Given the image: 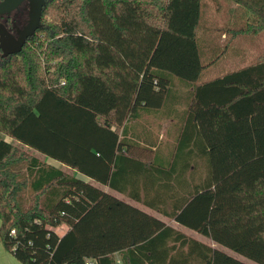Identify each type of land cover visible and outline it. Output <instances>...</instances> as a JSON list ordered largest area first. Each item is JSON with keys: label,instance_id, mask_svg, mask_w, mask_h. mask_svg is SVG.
<instances>
[{"label": "trees", "instance_id": "16d2710c", "mask_svg": "<svg viewBox=\"0 0 264 264\" xmlns=\"http://www.w3.org/2000/svg\"><path fill=\"white\" fill-rule=\"evenodd\" d=\"M233 1L258 19L231 40L264 32V0ZM203 7L48 0L39 35L0 51V244L19 262L247 264L95 182L264 264V57L204 81L231 45L208 55ZM176 79L192 103L167 159L164 140L143 146L127 124L164 108Z\"/></svg>", "mask_w": 264, "mask_h": 264}, {"label": "rangeland", "instance_id": "374dc122", "mask_svg": "<svg viewBox=\"0 0 264 264\" xmlns=\"http://www.w3.org/2000/svg\"><path fill=\"white\" fill-rule=\"evenodd\" d=\"M256 19H258V16L254 11L243 8L233 0H204L201 29L205 28L206 31H200L201 38L204 39L207 35L208 40L212 39V41L215 40L218 43L208 55L212 58H218L217 56L223 55V52L226 51L224 47L227 43L231 46H228L225 55L213 70H206L203 80L216 78L241 66L243 67L245 64L250 65L257 62L262 56L264 57V32L243 35L237 37L234 41L231 40L233 28H243L245 25L254 26ZM226 29H229V31H225V33L224 30ZM208 32L209 34H207ZM200 49L203 53L204 46L201 45ZM51 65H55V63H51ZM179 81L181 80L176 79V82ZM35 154L38 156V153ZM40 158L44 159L43 157ZM1 247L5 249L4 246ZM227 252L247 264H257L233 251L228 250ZM6 255V258L0 255V264H22L9 252Z\"/></svg>", "mask_w": 264, "mask_h": 264}, {"label": "crops", "instance_id": "0c3cea01", "mask_svg": "<svg viewBox=\"0 0 264 264\" xmlns=\"http://www.w3.org/2000/svg\"><path fill=\"white\" fill-rule=\"evenodd\" d=\"M216 65L217 63L213 66L206 68L203 73L206 74L205 72L207 69H209L210 71L213 70V68H215ZM245 66L247 65L245 64ZM243 67L241 66L240 68ZM210 79L213 78H208L207 80L205 79L204 81H208ZM191 90H192L191 86L184 83L183 81L176 82L173 86V94L167 99L166 106L164 108L153 111L143 110L140 112L139 118L128 122L127 137H130L132 140L137 139L141 145L147 147H149L147 144L150 145L152 142H155L157 140L159 141L164 140L165 144H163L160 147L159 153L161 154L162 157H166L168 159L169 156L172 155V150H173L172 147L169 148L168 146L169 140L171 141L172 138L176 137L183 131V128L187 125V121L190 118L188 110L192 103ZM154 150H156V148H154ZM37 155L39 157L44 158V156L40 154ZM51 162L52 164L57 165L59 168H63L64 170H66L67 172L73 175L76 174L74 170L66 168L62 166L60 163H56L54 161ZM76 175L80 178L85 179L88 182L92 181L91 179H89L88 177L82 174H76ZM93 184L97 185L106 192L112 193L114 196L125 202L138 206L139 208L143 209L145 212L159 218L160 220L165 222L168 226L187 235L188 237H191L209 246L220 248L227 254H230L227 252L228 250L226 251V248L218 246L216 243L206 238L205 236L182 226L181 224L177 223L175 220L168 218L157 211L146 208L141 204H137L130 196L119 193L118 191H113L109 189L107 186H103L95 182H93ZM0 226H1V221H0ZM66 230H67L66 226L60 228L61 233H64ZM168 245H171V242H169ZM1 246L3 245L0 244V255L6 258L5 256H7L6 253L8 252L6 251V249H3ZM117 258L120 261V255L117 254Z\"/></svg>", "mask_w": 264, "mask_h": 264}, {"label": "water", "instance_id": "95a60500", "mask_svg": "<svg viewBox=\"0 0 264 264\" xmlns=\"http://www.w3.org/2000/svg\"><path fill=\"white\" fill-rule=\"evenodd\" d=\"M25 0H4L0 3V15L12 12ZM31 6L30 22L27 27L20 33L19 39H16L8 32L6 27L0 23V48L4 55H14L20 53L29 38L40 26L42 9L45 0H28Z\"/></svg>", "mask_w": 264, "mask_h": 264}, {"label": "flooded vegetation", "instance_id": "af4514ba", "mask_svg": "<svg viewBox=\"0 0 264 264\" xmlns=\"http://www.w3.org/2000/svg\"><path fill=\"white\" fill-rule=\"evenodd\" d=\"M4 0H0V3ZM48 0H45V5L42 9V15L40 19V26L35 30L32 36H29L25 45L30 43L35 36L39 35L40 29L43 25V11ZM31 6L28 0L23 1L16 9L12 12L1 14L0 23H2L8 32L12 34L16 39H19L20 33L27 27L30 22ZM24 45V46H25ZM0 51L3 53L2 49Z\"/></svg>", "mask_w": 264, "mask_h": 264}, {"label": "built area", "instance_id": "2783aa9c", "mask_svg": "<svg viewBox=\"0 0 264 264\" xmlns=\"http://www.w3.org/2000/svg\"><path fill=\"white\" fill-rule=\"evenodd\" d=\"M15 231H12V234H14ZM86 264H93L92 262H87Z\"/></svg>", "mask_w": 264, "mask_h": 264}]
</instances>
